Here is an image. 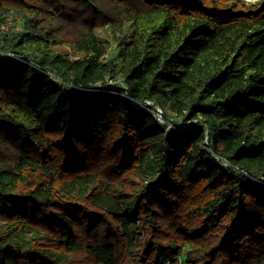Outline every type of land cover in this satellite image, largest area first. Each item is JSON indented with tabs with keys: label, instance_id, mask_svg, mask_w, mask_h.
<instances>
[{
	"label": "trees",
	"instance_id": "16d2710c",
	"mask_svg": "<svg viewBox=\"0 0 264 264\" xmlns=\"http://www.w3.org/2000/svg\"><path fill=\"white\" fill-rule=\"evenodd\" d=\"M0 264H264V0H0Z\"/></svg>",
	"mask_w": 264,
	"mask_h": 264
},
{
	"label": "rangeland",
	"instance_id": "374dc122",
	"mask_svg": "<svg viewBox=\"0 0 264 264\" xmlns=\"http://www.w3.org/2000/svg\"><path fill=\"white\" fill-rule=\"evenodd\" d=\"M245 1L249 4H254V3L258 2L259 0H245ZM96 34L103 41V43H105L111 49V45L108 44V42H107L108 29L98 28V29H96ZM53 48L55 51H59V52L64 53L66 55V57H68L69 59L76 58V57H74V54L70 51V49H68L67 47L57 46V47H53ZM7 60L8 59L3 58V61H7ZM108 85H109L110 89H112L114 91H118L119 93L126 94L128 91L127 85L124 82H122L120 79L118 80L116 76L114 78H110L108 80ZM143 107L147 108V106H143ZM152 111H154V109H152ZM164 124H167L166 121ZM167 125H168V127H167L168 130L169 129H178V128H189V124L188 123L186 124V122H183L181 120H178L175 124L169 123ZM155 158H156V154L155 153L151 154V157L148 159V161L146 163V167L143 171V175L141 178L135 174H132L128 177L129 180L127 181V184L125 185V187L130 192H134L135 190H137V188H139L140 185L144 183L143 179H147V178L154 179L157 177L158 172H159V167L155 162Z\"/></svg>",
	"mask_w": 264,
	"mask_h": 264
},
{
	"label": "built area",
	"instance_id": "2783aa9c",
	"mask_svg": "<svg viewBox=\"0 0 264 264\" xmlns=\"http://www.w3.org/2000/svg\"><path fill=\"white\" fill-rule=\"evenodd\" d=\"M127 94H125L126 96ZM132 103L137 107V108H145L143 106H149L150 105V102H146L144 104H139V103H136L134 101H132ZM154 114H155V117L157 119V121L161 124H164L165 123V119L163 117V111L160 109V108H155L154 109ZM187 126V125H186ZM178 129H184V128H178ZM172 129H169L168 130V133L171 131Z\"/></svg>",
	"mask_w": 264,
	"mask_h": 264
}]
</instances>
